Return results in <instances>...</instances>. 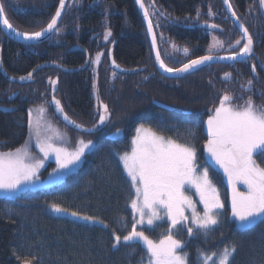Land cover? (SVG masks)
Instances as JSON below:
<instances>
[{
    "label": "trees",
    "instance_id": "1",
    "mask_svg": "<svg viewBox=\"0 0 264 264\" xmlns=\"http://www.w3.org/2000/svg\"><path fill=\"white\" fill-rule=\"evenodd\" d=\"M152 1L153 5L151 0H144L153 19L158 20V25L155 21L152 24L159 52L170 67L178 68L206 54L209 31L181 25L210 21V11L211 21L220 27L219 36L226 43L242 38L227 17L221 0ZM229 2L253 37L256 58L251 57L246 63L203 65L179 78H167L159 73L134 0H69L56 42L52 38L28 45L0 31V62L13 77L24 76L45 62L74 70L82 67L88 56L92 60L95 53H102L96 71L92 69V61L78 71L41 66L25 84L9 82L0 71V152L13 151L26 141L29 109L43 100L50 101V79L57 81L55 98L61 102L66 115L78 124L88 127L96 122L97 96L111 113L110 122L103 129L84 134L59 121L48 102L54 120L70 135L69 144L81 134L91 138L96 147L85 154L81 165L62 182L27 190L17 199L0 197V264H20L13 255L14 250L22 256L38 257L33 264H146V249L139 242L123 243V236L132 230L134 222L130 204L135 190L114 155V152L130 149L135 129L141 124L181 143L192 139L189 129L194 130L198 164L209 168L225 205L222 226L207 240L202 235L189 237L187 229L180 225L172 230L174 238L185 242L183 251L190 254V264H198L197 249L211 253L220 252L225 246L236 247L231 264H264V224L247 232L238 230L231 218L223 175L210 164L204 151L208 139L205 121L226 92L235 98L243 97L234 99L235 104H242L252 96L256 105H264V18L258 0ZM0 3L14 27L33 32L47 26L58 0H0ZM155 8L174 23L166 22ZM104 28L111 32L107 42H103ZM114 40L116 63L127 68H143L142 71L125 74L109 67L107 52ZM171 43L187 47L182 61L175 62L162 55L161 50L165 53ZM243 43L241 40L235 51H239ZM225 73L231 74L229 80L224 79ZM249 79L253 80V88L242 91L241 85ZM159 103L182 112L164 109ZM117 128L121 129V134L112 136ZM258 163L264 166V158H258ZM53 202L82 215L99 217L109 227L105 229L100 224L57 215L48 207ZM124 224L127 226L123 227ZM158 225L154 230L141 228L157 240L166 235L170 227L165 220ZM113 230L121 236L117 248L112 247Z\"/></svg>",
    "mask_w": 264,
    "mask_h": 264
},
{
    "label": "snow or ice",
    "instance_id": "2",
    "mask_svg": "<svg viewBox=\"0 0 264 264\" xmlns=\"http://www.w3.org/2000/svg\"><path fill=\"white\" fill-rule=\"evenodd\" d=\"M136 3L144 10L148 34L152 37V49L156 53L155 59L163 72L179 75L195 71L214 59L213 47H223V42L214 37V44L210 46L208 55L192 59L178 68L168 66L157 50L148 7L142 0H136ZM224 3L228 5V10L243 36L234 45L229 46L233 49L231 55L216 58L246 63L253 54V37L245 24L239 21L229 0H224ZM259 5L261 9H264V0H259ZM65 7V0H60L59 7L47 26L40 31L28 32L14 27L6 16L4 5L0 3V25H2L0 31L12 34L18 39L22 38L26 42L39 40L46 33L53 31L59 34L61 29L58 27V21ZM249 11L251 12V8ZM209 15H212L211 11ZM208 27L217 28L218 26L211 24ZM109 36L111 32L106 31L105 40ZM241 40L245 42L237 52L235 48L241 44ZM184 52L187 53L188 49L185 48ZM100 55L96 56L93 63L100 61ZM109 55L111 56V53ZM113 67H120L115 60H113ZM252 71L256 72L255 65ZM32 76L33 73L29 72L27 77L22 76L20 79H31ZM230 78L231 74L225 73L224 79ZM49 83L55 91L57 81L50 79ZM241 88L242 91H250L253 88V80L249 79L246 84L241 85ZM93 89L95 94V82ZM96 98L103 111L99 113V120L91 129H84L81 124L70 120L66 114L63 115L64 121L89 134L101 130L110 122L111 113L108 105L100 103L98 96ZM234 99H243V97L235 98L226 92L220 99L219 106L214 109V114L207 120L208 139L204 144V151L210 161L223 170L231 189V218L239 231L247 232L258 224H264V166L258 163V158H264V105H256L252 96H249L242 104H235ZM52 103L57 112L64 113L61 102L55 96ZM34 111L35 120H33ZM46 112L47 109L43 106L35 110L30 109L28 113L29 140L25 141V146L16 148L14 151L0 152V195L5 199H17L23 192L44 183L41 180L40 170L50 155H54L56 167L48 173L47 182L56 184L62 182L66 175L82 163V157L86 152L96 147L93 140L86 141L82 138L76 141L75 147L71 150L68 147L59 146L67 143V134L54 128L50 121L45 120ZM120 134L119 128L113 133L114 136ZM189 135L192 139L181 143L171 137H165L153 130L151 126L146 127L141 124L135 129V135L131 139V151L114 152L131 181V187L135 190V197L131 199L130 204L134 222L132 230L123 236V243L132 245L142 242L146 249L148 264H190V254L183 251L185 242L174 238L172 230L176 229L177 225L186 228L189 237L202 235L207 240L223 223L222 210L225 205L210 176L209 168L198 164L197 149L193 142L195 131L189 129ZM33 139L42 158L33 156L30 151ZM238 184H243L246 190H238ZM186 186L195 188L199 202L203 205L202 213L197 210L191 197L185 195ZM48 207L57 215H68L89 224H100L105 229L109 227L99 217L82 215L79 211H72L55 202L50 203ZM187 209L191 210L190 218L185 215ZM163 214H166L167 220L170 221V227L168 234L159 242L150 238L143 228L137 229V225L146 224L149 230H154L159 226L156 222L163 218ZM137 215L139 219H136ZM112 236L114 239L112 247L117 248L121 244V236L115 230ZM235 251V246H225L222 251L211 253L197 249L198 264H209L210 261H213V264H231ZM13 255L20 264H33V261L38 259L35 255L22 256L15 250Z\"/></svg>",
    "mask_w": 264,
    "mask_h": 264
},
{
    "label": "rangeland",
    "instance_id": "3",
    "mask_svg": "<svg viewBox=\"0 0 264 264\" xmlns=\"http://www.w3.org/2000/svg\"><path fill=\"white\" fill-rule=\"evenodd\" d=\"M144 1V0H143ZM145 3V2H144ZM145 6L146 7H148V10H149V17H150V19H152V22H154L155 21V23H156V25H158V23H157V19H153V13L151 12V10H150V7L147 5V4H145ZM212 17H213V15H210V21H203L202 22V24H208V23H214L213 21H211L212 20ZM45 28V27H44ZM40 31V30H39ZM106 31H110L108 28H104V36H105V32ZM155 31V30H154ZM156 34V33H155ZM209 34H210V38H209V42H208V44H207V46H206V54L205 55H208L209 54V48H210V46H212L213 44H214V37H215V39L216 40H219V41H222L223 42V47L222 48H220V47H213L212 48V55L214 56V55H217V54H220V55H217V56H222V55H224V56H229V55H231L232 54V52H233V49L232 48H230L229 46L230 45H234L235 44V42L238 40V39H235L233 42H228V43H226V41H225V39L224 38H222L221 36H219V33H218V31H209ZM59 34H57V36H58ZM240 39V38H239ZM55 42H56V40H55ZM103 42H107V40H105V38H103ZM187 49V47L186 46H179V45H176V44H170V48H169V50H167L165 53H164V50H161V53H162V55H165V56H167V57H169L171 60H173V61H175V62H179V61H182V59H183V56L184 55H186V53L184 52V49ZM236 49V48H235ZM238 52V51H237ZM98 54H101L100 55V59H101V56H102V53H100V52H98V53H95L94 54V57H93V61L95 60V58H96V56L98 55ZM178 54H181V55H178ZM222 54V55H221ZM192 60V59H191ZM190 61V60H189ZM100 62V61H99ZM99 62L98 63H93L92 62V69L94 70V71H96L97 70V67H98V64H99ZM193 72V71H192ZM53 86H50V88H52ZM48 102L50 103V101H48V100H43L42 102H41V104L40 105H38V106H34V107H31L30 109H33V110H35L36 108H38V107H40V106H43V107H45L46 109H47V112H46V115H45V120H47V121H50L51 123H52V125H53V127L54 128H57V129H59L61 132H65L66 134H67V141L69 140V138L68 137H70V135L68 134V132L66 131V129L64 128V127H62L61 125H59L55 120H54V117H53V115H52V113L50 112V110H49V106H48ZM218 107V106H217ZM29 109V110H30ZM29 113V112H28ZM214 114V111H213V113L212 114H210L208 117H207V119H206V121H205V128H206V132H207V120L209 119V117L211 116V115H213ZM36 119V113H35V111L33 112V120H35ZM28 120H29V118H28ZM140 125H138L137 127H139ZM146 127H149V126H147V125H145ZM136 127V128H137ZM135 135V134H134ZM207 135H208V132H207ZM112 136H114L113 134H112ZM166 137V136H165ZM84 139V140H88V139H91V138H88V137H86V136H84V135H81V134H78L76 137H75V140H74V142L72 143V144H69L68 142L67 143H65V144H63V145H59V146H65V147H68L70 150L71 149H73L74 147H75V145H76V141L78 140V139ZM27 140H29V126H28V135H27V138H26V141ZM92 140V139H91ZM22 146H25V142L21 145V146H19L18 148H20V147H22ZM14 151V150H13ZM30 151H31V153H32V155L33 156H41V154L39 153V151H38V149H36V147H35V140L33 139L32 141H31V144H30ZM128 151H131V147H130V149L128 150ZM87 153V152H86ZM206 155H207V153H206ZM41 158H42V156H41ZM83 158L84 157H82V161H83ZM207 159H208V161L210 162V164L216 169V170H218L222 175H223V178H224V180H225V183H226V186H227V189H228V195H229V203H230V207H231V189L229 188V186H228V183H227V178L225 177V175H224V173H223V170L222 169H220L218 166H216V165H214V163H212L211 161H210V159H209V157H208V155H207ZM50 163H53L52 164V167L51 168H49L48 170H46V168L48 167V165L50 164ZM80 165H81V163H80ZM79 165V166H80ZM78 166V167H79ZM56 167V163H55V157H54V155H50V157L47 159V160H45L44 161V167L40 170V174H41V180L42 181H44V183H42V184H39V185H37L36 187H34V188H31V189H36V188H41V187H45V186H49V185H52V184H50V183H48L47 182V180H48V173L49 172H51L54 168ZM77 167V168H78ZM77 168H75L73 171H75ZM72 171V172H73ZM237 188H238V190H241V191H245L246 189H245V187H244V185L243 184H238L237 185ZM185 195H187V196H189V197H191V199H192V201H193V203L196 205V208H197V210L200 212V213H202L203 212V205L202 204H200V202H199V196H198V194L196 193V191H195V188H193V187H189V186H186V190H185ZM0 197H3L2 195H0ZM185 215H187L189 218L191 217V210L190 209H187L186 210V212H185ZM136 219H139V216L137 215L136 216ZM162 220H165V221H167L168 222V224H169V226H170V221H168L167 220V216H166V214H163V218L161 219V220H159V221H157L156 223L158 224V223H160ZM178 226V225H177ZM141 227H147V225L145 224V225H137V229L139 230ZM168 234V233H167ZM166 234V235H167ZM166 235H164V236H166ZM164 236H162L161 238H159V239H153V240H155L156 242H159V240L160 239H162V238H164ZM142 246H143V243L142 242H139ZM144 247V246H143ZM145 248V247H144ZM146 264H148V261H147V263ZM209 264H213V261H210L209 262Z\"/></svg>",
    "mask_w": 264,
    "mask_h": 264
},
{
    "label": "water",
    "instance_id": "4",
    "mask_svg": "<svg viewBox=\"0 0 264 264\" xmlns=\"http://www.w3.org/2000/svg\"><path fill=\"white\" fill-rule=\"evenodd\" d=\"M134 1H135V4H136V7H137V10H138V12H139V14H140V16H141V19H142V21H143V23H144V26H145V29H146V33H147V39H148V42H149L150 48H151V50H152L153 58H154V60H155V64H156V67H157L159 73H160L162 76L167 77V78H179V77H181L182 75L186 74V73H183V74L175 75V74L165 73V72H163V70L159 67V65H158V63L156 62V59H155V55H156V53H155V51H153V49H152V37L148 34V30H147V21H146L145 18H144V10L140 7V5H138V4L136 3V0H134ZM65 2H66V6H67V2H68V0H65ZM142 2L144 3L143 0H142ZM151 2H152V5H153V1H152V0H151ZM221 3H222V6H223V8H224V10H225V12H226L227 17L233 22V24L235 25V27L237 28L238 32L240 33V35H241V37H242V36H243V33L240 32L238 25L235 24V21L233 20L232 14H231V12L228 10V5H226V4L224 3V0H221ZM229 3H230V2H229ZM144 5H145V3H144ZM258 5H259V0H258ZM58 7H59V6H58ZM259 9H260V12H261L262 17L264 18V9H261V8H260V5H259ZM65 10H66V7L62 10V15H61V17L59 18L58 24H59V22H60V20H61V18H62V16H63V13L65 12ZM155 10H156L157 13L160 15V17L163 18L166 22L174 23V22H172L171 20H169L167 17H165L164 15H161V12H160L159 10H157L156 8H155ZM149 18H150V17H149ZM239 21H240V20H239ZM240 22H241V21H240ZM241 23H242V22H241ZM211 24H214V23L201 24V25H189V26H187V25H181V26L192 27V28H198V29H201V30H207V31H220V27H219L218 25H217V26H218L217 28H210V27H208V25H211ZM215 25H216V24H215ZM0 28H2V25H0ZM2 32H3L8 38H10V39H12V40H14V41H17V42H20V43H23V44L32 45V44H38V43H42V42H44L45 40H47V39L52 35V33H53L54 31L51 32V33H46V34H45L44 36H42L39 40L28 41V42L24 41L22 38H19V39H18V38H16V37H15L14 35H12V34H6L5 31H2ZM153 33H154V35H155V37H156L155 31H154V27H153ZM244 42H245V41H244ZM156 43H157V50L159 51L157 38H156ZM115 44H116V40H114V41L112 42V44L110 45L109 50H108V52H107V56H108V60H109V67H110L111 69H113V70H115V71H117V72H119V73H125V74H127V73H137V72H140V71L143 70V68H127V67L120 66L119 64H118V65L120 66L119 68H115V67H113V60H115V59H114V55H113ZM109 53H111V56L109 55ZM203 56H204V55H203ZM213 57H214V59H213L211 62L206 63L205 65H207V64H231V63L239 62V60H237V61H229V60H221V59H217V58H216V57H226V56H217V55H214ZM251 57L256 58V55H255V53H254V47H253V54H252ZM198 58H199V57H198ZM195 59H197V58H195ZM89 62H90V56L87 57V61H86V63H85L82 67L76 68V69H74V70H67V69L61 67L60 65H58V64H56V63L45 62V63H42V64L37 65V66L34 67L30 72H32L33 75H34L35 72H36V70H37L38 68H40L41 66H47L48 68H57V69H60V70H62V71H78V70H80V69H82V68L88 66ZM115 62H116V61H115ZM188 62H189V61H188ZM188 62H186V63H188ZM116 64H117V63H116ZM201 66H203V65H201ZM180 67H181V66H180ZM0 71H1V73L4 75V77H5L9 82H17V83H20V84H25V83L29 82V81L32 79V78H31V79L21 80L20 77H13V76H10L9 74L6 73V71H5V69L3 68L1 62H0ZM27 74H28V73H27ZM27 74L24 75L23 77H27ZM21 77H22V76H21ZM32 77H33V76H32ZM50 95H51V106H52L53 111H54V114L56 115V117L58 118V120L61 121V122H62L63 124H65L66 126L72 128V129H74V130H76V131H78V132H80V133L89 134V133L84 132V131H82V130H80V129H76V128L74 127L73 124H68L66 121H64V119H63V115L66 114L65 112H64L63 114L57 112L55 105L52 103L53 96H54L53 87H52V89H51ZM159 106L162 107V108H164V109L170 110V111H174V112H182L181 110H179V109H177V108H175V107H172V106H169V105H166V104H163V103H159ZM102 111H103V109L99 107V113L102 112ZM67 116H68V115H67ZM69 118H70V117H69ZM70 120H72V119L70 118ZM98 120H99V115H98V118H97L96 122H97ZM72 121H74V120H72ZM74 122H75V121H74ZM96 122H95V123H96ZM75 123H77V122H75ZM95 123H94V124H95ZM94 124H93V125H94ZM93 125L88 126V127H87V126H83V128H84V129H91V128L93 127ZM104 127H105V126H103L101 129H103ZM96 132H98V131H95V132H93V133H96ZM91 134H92V133H91Z\"/></svg>",
    "mask_w": 264,
    "mask_h": 264
},
{
    "label": "flooded vegetation",
    "instance_id": "5",
    "mask_svg": "<svg viewBox=\"0 0 264 264\" xmlns=\"http://www.w3.org/2000/svg\"><path fill=\"white\" fill-rule=\"evenodd\" d=\"M69 1V0H68ZM59 3H60V0H58V3H57V7H56V9L58 8V6H59ZM68 3V2H67ZM68 5V4H67ZM66 8H67V6H66ZM56 9H55V11H54V14L53 15H55V12H56ZM65 13V12H64ZM64 13H63V16H62V18H61V20H60V22H59V24H58V27H61V23H62V20L64 19ZM50 22V21H49ZM60 33H61V31H60ZM59 33V34H60ZM52 38H54V40L57 38V33L54 31L53 33H52V35L47 39V40H45V41H49L50 39H52ZM44 41V42H45ZM111 45V44H110ZM98 53V52H97ZM91 61L93 62V59L91 60V58H90V62L89 63H91ZM89 65V64H88ZM54 93H55V91H54ZM50 102H51V95H50ZM54 112V111H53Z\"/></svg>",
    "mask_w": 264,
    "mask_h": 264
}]
</instances>
